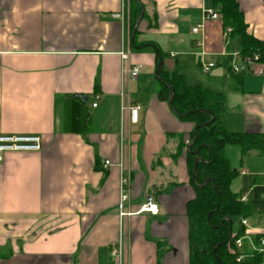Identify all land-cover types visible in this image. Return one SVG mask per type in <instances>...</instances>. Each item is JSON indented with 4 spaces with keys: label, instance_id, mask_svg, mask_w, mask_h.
I'll return each mask as SVG.
<instances>
[{
    "label": "crops",
    "instance_id": "0c3cea01",
    "mask_svg": "<svg viewBox=\"0 0 264 264\" xmlns=\"http://www.w3.org/2000/svg\"><path fill=\"white\" fill-rule=\"evenodd\" d=\"M236 1L248 33L264 38V0ZM205 8L211 0H0V134L40 138L38 151L0 161V264H118L113 243L127 264H188L194 185L180 145L193 124L159 96L156 52L165 70L224 93L227 131L264 132V64H245L220 14L202 19ZM128 104L139 106L136 123ZM237 170L242 186L250 172L241 161ZM122 177L127 209L149 194L157 215H118ZM248 220L264 232L262 219Z\"/></svg>",
    "mask_w": 264,
    "mask_h": 264
},
{
    "label": "trees",
    "instance_id": "16d2710c",
    "mask_svg": "<svg viewBox=\"0 0 264 264\" xmlns=\"http://www.w3.org/2000/svg\"><path fill=\"white\" fill-rule=\"evenodd\" d=\"M211 4L220 14L224 28H230L229 35L236 39L243 62L247 64L257 54L258 61L264 64V38L248 33L237 1L211 0ZM134 5L131 26L138 13V6ZM156 57L162 59L164 55L158 50ZM158 75L159 96L170 101L172 112L180 120L193 124L187 142L180 145L186 148L191 142L189 149L186 148L188 171L194 185V197L186 203L188 264H260L263 256L253 250L246 252L242 262H235L233 239L242 236L244 228L239 224L234 233L233 222L241 218L257 222L264 217V175L247 174L242 177L241 188L232 190L231 182L239 172L231 166L224 149L228 145L237 146L241 156L255 151L264 157V132L227 131L223 125L226 108L222 91L187 83L175 70L160 67ZM241 79V72L233 74L235 90L240 89Z\"/></svg>",
    "mask_w": 264,
    "mask_h": 264
},
{
    "label": "built area",
    "instance_id": "2783aa9c",
    "mask_svg": "<svg viewBox=\"0 0 264 264\" xmlns=\"http://www.w3.org/2000/svg\"><path fill=\"white\" fill-rule=\"evenodd\" d=\"M113 17H121L120 14H113ZM219 17V13L213 8L203 9L202 19H216ZM201 29V24H196L191 28V32L195 35H198ZM230 28H224V34H229ZM196 44L200 45V38L196 39ZM121 58L126 59L127 53L121 52ZM259 56L256 54L253 56L252 61L250 62H259ZM248 62L247 64H249ZM246 64V63H245ZM213 64L209 63L207 65H202V69L207 71ZM141 64H135L130 67L128 70V77L130 79H135L140 70ZM233 72H240L241 67L237 64L231 66ZM259 73H264V66L262 70H259ZM92 106H96V103H92ZM126 108L129 111L130 122L136 123L138 121V110L139 106L137 104H128ZM40 149V138L37 135H8L0 134V161L3 159V154L6 152H20V151H38ZM106 160L104 164H108ZM245 171H242L241 174H244ZM128 184L129 179L122 177L120 180V191L119 198L117 203V212L119 216H130L139 213H149L152 215H157L159 213V207L154 201V198L151 195H146L142 202H140L135 210L127 209L129 204V195H128ZM244 199V196L241 197ZM239 224L243 226L244 231L243 235L235 237L233 239V251L236 252L235 262L240 263L247 256L246 252L254 251L259 253L264 258V232H259L257 226L252 225L248 219L241 218ZM255 231V232H253ZM253 232V233H252ZM253 234V237L252 235ZM110 254L113 257H116L119 261L118 264H127L122 261V249L120 243H113L110 246Z\"/></svg>",
    "mask_w": 264,
    "mask_h": 264
},
{
    "label": "rangeland",
    "instance_id": "374dc122",
    "mask_svg": "<svg viewBox=\"0 0 264 264\" xmlns=\"http://www.w3.org/2000/svg\"><path fill=\"white\" fill-rule=\"evenodd\" d=\"M186 81L187 83H196L195 78H193L190 74H186ZM225 155L227 158L230 160L231 164L233 163L234 166L239 168L240 161L242 164L248 169V171L251 173H264V158L257 156V155H248L244 156L243 158L240 157L238 147L237 146H228L224 150ZM235 167V168H236ZM237 168V169H238ZM241 186V180L236 177L232 182H231V188L234 191H238ZM253 222V220H251ZM260 225H264V218H262L261 222L259 223ZM239 225V220H235L233 222V232L238 229Z\"/></svg>",
    "mask_w": 264,
    "mask_h": 264
},
{
    "label": "water",
    "instance_id": "95a60500",
    "mask_svg": "<svg viewBox=\"0 0 264 264\" xmlns=\"http://www.w3.org/2000/svg\"><path fill=\"white\" fill-rule=\"evenodd\" d=\"M142 13H143V10H142V8H141V12H140V14L138 15V17H137V19H136V21H135V24H134V28H133V29L136 28V25L138 24V22H139V20H140V18H141V16H142ZM161 66H162V59H161L160 57H158V63H157L156 69H155V77H156L157 79H160V77H159V75H158V71H159V69H160ZM171 93H172V90L170 89V95H171ZM74 97L79 98V99H81V100H86V98H85L84 96H81V95H75ZM168 104H169V107H170V109H171V105H170V101H169V100H168ZM209 122H210V121H209ZM209 122H207L206 124H208ZM193 134H194V137H195V128L193 129ZM190 144H191V142H189V143L187 144V146H186L187 149H189ZM197 161H198V158L196 157V158L194 159V166L196 165ZM192 178H194V171L192 172ZM228 220L231 222V219H230V218H229ZM229 233H230V235H231V226H229Z\"/></svg>",
    "mask_w": 264,
    "mask_h": 264
}]
</instances>
